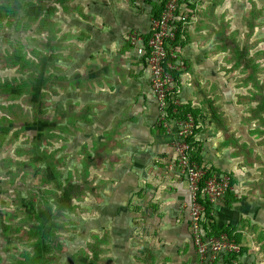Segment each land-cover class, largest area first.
Listing matches in <instances>:
<instances>
[{
	"label": "rangeland",
	"instance_id": "374dc122",
	"mask_svg": "<svg viewBox=\"0 0 264 264\" xmlns=\"http://www.w3.org/2000/svg\"><path fill=\"white\" fill-rule=\"evenodd\" d=\"M81 1L0 0V86L26 82L21 92L0 89V264L18 262L26 246L24 232L36 226V218L53 221L52 231L62 243L61 248L56 239L50 244L52 259L45 264H145L139 232H125L119 241L110 232L114 171L105 166L104 138L88 128L90 107L79 96L75 69L67 71V46L78 45L73 17L77 7L83 12ZM194 1L205 8L196 12L203 16L210 52L227 51L221 69L215 56L206 69L218 82L214 96L228 100L223 125L240 132L238 145L234 141L240 264H264V0H224L222 11L203 3L220 0ZM236 1L239 18L232 11ZM214 12L227 22L216 21ZM15 50L31 65H15ZM148 258L158 264L156 255Z\"/></svg>",
	"mask_w": 264,
	"mask_h": 264
},
{
	"label": "crops",
	"instance_id": "0c3cea01",
	"mask_svg": "<svg viewBox=\"0 0 264 264\" xmlns=\"http://www.w3.org/2000/svg\"><path fill=\"white\" fill-rule=\"evenodd\" d=\"M162 2L82 0L83 12L77 7L73 17L78 45L67 46L66 65L68 74L75 69L79 96L85 100L83 106L90 107L88 128L94 136L104 138L102 146L109 155L105 166L114 171L109 189V199L115 201V210L108 214L110 232L119 235L118 241L124 240L125 232H139L145 264L152 255L158 264H197L189 232L187 182L176 166L171 140L157 123L158 106L146 60L136 46L125 42L128 32L148 35L152 16L159 15ZM203 3L212 10L220 7V11L226 5L224 0ZM235 5L233 15L239 18L237 1ZM202 9V2L194 0H182L177 6L178 30L170 46L177 51L180 67L174 73L172 89L176 101L197 113L192 139L196 158L220 172L232 171L230 189L210 204V211L214 225L228 226L240 243V183L236 176L240 132L233 134L223 125L228 100L214 96L218 82L206 69L214 56L219 58L215 66L221 69L219 62L227 51L213 54L205 44L203 16L196 12ZM212 15L217 16L216 21L227 22L223 13ZM62 50L65 54L64 46ZM205 225L210 223L205 221ZM240 260L239 254L236 264Z\"/></svg>",
	"mask_w": 264,
	"mask_h": 264
},
{
	"label": "built area",
	"instance_id": "2783aa9c",
	"mask_svg": "<svg viewBox=\"0 0 264 264\" xmlns=\"http://www.w3.org/2000/svg\"><path fill=\"white\" fill-rule=\"evenodd\" d=\"M177 5L178 0H166L160 16L151 19L148 35L133 31L126 35V40L136 46L143 56L147 55L150 83L158 106L157 123L171 140L176 166L187 182L190 195L189 232L197 264H224V258L231 254L238 255L243 244L226 233L206 237L201 219L204 214L203 202L214 203L230 189L229 175L206 166L196 158L191 139L196 128L193 116L190 113L179 116L176 108L171 109V114L167 112L171 105L168 93L174 84L172 73L180 67L177 51L170 46L177 31ZM172 103L181 105L176 99Z\"/></svg>",
	"mask_w": 264,
	"mask_h": 264
},
{
	"label": "trees",
	"instance_id": "16d2710c",
	"mask_svg": "<svg viewBox=\"0 0 264 264\" xmlns=\"http://www.w3.org/2000/svg\"><path fill=\"white\" fill-rule=\"evenodd\" d=\"M166 0H163L162 4H161V11L163 8V4ZM182 0H178V4H180ZM185 1V0H183ZM178 6V5H177ZM177 9V8H176ZM161 11L158 14H154V16H152V18H158L161 14ZM177 27L178 24L176 23ZM178 30V28H177ZM176 36V34H175ZM173 42V41H172ZM171 42V43H172ZM14 60L13 63L15 65H19L21 68H23L24 65L28 66L31 65V63L25 58V56H23L22 51L19 50H15L14 52ZM146 56L144 55V59L146 60ZM176 72V71H175ZM173 72L172 74L174 75ZM175 77V75L173 76ZM24 83L26 84V82H22V84H14L12 82H7V83H3V87L0 86L1 88H4L7 92H21V90L25 87ZM176 99V91L175 89H171L168 93V100L170 102V108L168 109V114H171V109L176 108L179 116H184L185 113H190L193 118H194V122L195 125L197 123L196 121V117H197V113L189 106L186 104H182L180 106H175L173 105V100ZM195 132V131H194ZM194 136V135H193ZM193 136L191 139H193ZM197 157V155H196ZM198 159V158H197ZM229 178H230V183H231V176L230 174ZM204 205V214L202 216L201 219V223L204 229V233L205 236L208 238H211L213 236H218L219 234L222 233H226L227 235H229L230 237L234 238L237 242H239L234 233L232 232V230L228 227V226H215L212 216H211V205L207 202H203ZM38 223L36 224V226L29 228L28 230H26V232H24V236L26 239V243H25V249H24V253L23 255H21V258L18 260V262L16 264H45L47 260L52 259V255L49 252L51 245L54 242L57 241L56 247L61 248L62 247V243L61 241H59L56 237L54 232L52 231V225H53V221H41V218H36ZM205 221H208L210 223V225H205ZM56 239V241H55ZM241 242V241H240ZM48 246H50L48 248ZM241 250L239 254L241 255ZM243 252V251H242ZM49 254V255H48ZM238 254V255H239ZM238 255L236 254H231L227 257L224 258V264H235V260L238 258Z\"/></svg>",
	"mask_w": 264,
	"mask_h": 264
}]
</instances>
